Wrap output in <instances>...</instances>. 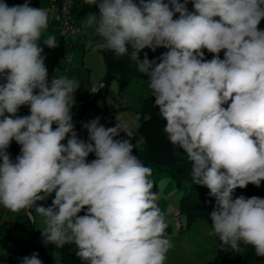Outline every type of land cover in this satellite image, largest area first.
Returning a JSON list of instances; mask_svg holds the SVG:
<instances>
[{
	"label": "clouds",
	"instance_id": "obj_1",
	"mask_svg": "<svg viewBox=\"0 0 264 264\" xmlns=\"http://www.w3.org/2000/svg\"><path fill=\"white\" fill-rule=\"evenodd\" d=\"M84 2L99 9L84 19L100 37L95 47L118 57L131 48L169 141L191 162L192 181L215 197L210 235L264 257V198H233L235 189L264 181V0ZM48 25L44 9L0 0V206L35 208L45 243L74 244L84 264H165L171 242L152 170L133 154L118 116L113 127L99 117L84 123L88 141L77 137L71 110L79 84L66 75L49 83L40 41L58 44L45 36ZM145 48L167 51L157 63L140 58ZM25 105L30 115L17 116ZM121 132L128 138L116 139ZM13 140L21 146L14 160ZM53 193L51 206L37 203ZM21 264L42 261L33 254Z\"/></svg>",
	"mask_w": 264,
	"mask_h": 264
},
{
	"label": "trees",
	"instance_id": "obj_2",
	"mask_svg": "<svg viewBox=\"0 0 264 264\" xmlns=\"http://www.w3.org/2000/svg\"><path fill=\"white\" fill-rule=\"evenodd\" d=\"M139 2V0H135ZM183 2V0H181ZM188 9L193 10L192 3L189 2L187 5ZM218 19V18H217ZM259 29L264 30V20H261L258 25ZM98 40L100 37L97 36ZM67 47L64 53L68 51V46L61 40V47ZM103 55L105 62V74L103 77V86L98 90L97 94L86 103L75 107L74 117L86 108L95 107V100L98 95L104 96L106 94V88L109 81L116 79L119 83V88L123 89L128 84L136 80H142L146 82L150 80L147 73H139L136 64L130 59L131 48L129 47V54L124 56H117L112 50L99 49ZM205 52V59L210 60L212 58L211 53ZM61 54V52H60ZM140 58H144V54L140 53ZM220 58L223 59V52L220 53ZM159 63V62H158ZM3 81L1 80L0 83ZM154 97H148L141 110L138 112L140 123L137 126V131L132 133V142L134 140H140V148L135 150L137 158L145 166L152 170V174L158 169H166L170 171L176 184L183 189V195L179 203L180 216L185 217L186 224L189 225L191 222L201 219L210 220V213L216 207L215 197L210 195V190L203 185L195 184L191 177V162L188 160L186 154L176 145H173L164 131L166 121L161 117L158 108L154 105ZM23 106L20 107L22 109ZM227 107V105H225ZM19 109V110H20ZM80 111H77V110ZM18 110V111H19ZM159 122V124H156ZM157 125V126H156ZM153 126L159 129L153 131ZM19 145L14 143L7 149L11 158L14 160L16 150ZM94 153H90L87 157V161L90 162L94 158ZM156 187L154 184L153 191L155 192ZM240 195L250 198L257 196L264 198V181L261 182L259 187L249 184L246 188H237L233 192V198ZM52 202H49L51 206ZM46 207V206H45ZM32 208L29 210L30 213ZM86 209L82 210L79 215H84ZM24 226L29 232V238L26 241L22 253L26 252L30 247L40 248L39 237L42 235V231H37L31 225L28 216L25 214ZM217 239V254L214 260L209 261L207 264H231L238 260L250 261L255 259L258 264H264V257H257L254 253V249L251 246L241 245L243 251H235L230 247L222 246L221 242ZM42 249V248H40ZM76 246L74 244H66L61 248L60 262L62 264H84L76 256ZM46 263H50V254L44 255Z\"/></svg>",
	"mask_w": 264,
	"mask_h": 264
},
{
	"label": "rangeland",
	"instance_id": "obj_3",
	"mask_svg": "<svg viewBox=\"0 0 264 264\" xmlns=\"http://www.w3.org/2000/svg\"><path fill=\"white\" fill-rule=\"evenodd\" d=\"M53 29H55V27H48L45 36L51 34L58 39L59 36L53 32ZM53 49L54 48H48L46 46L43 53L51 54ZM166 51L167 49L158 48L153 52L151 49L145 48L141 52L143 54L147 53L150 61L156 60L158 63V58ZM148 82L149 80L146 82L136 80L125 86L123 89H120L119 83L116 79L109 81L106 88V94L98 97L99 99L97 100L98 102L95 107L88 108L82 120V125L99 117L100 124L105 128L113 127L118 123V116L120 120L127 122L131 133H135L137 131V126L140 123V118L136 119L138 112L143 107L145 100L152 96L151 90L148 88ZM156 124H159V122ZM152 128L154 131L159 129L160 126H153ZM85 132H87V129H85ZM127 138V135L123 132L116 137V139ZM132 139L131 136L130 140ZM131 143L134 145L133 154L136 155L135 150L140 148V140H134L133 142L131 141ZM151 179L154 181L156 187L155 193L158 196L157 204L163 211L168 223L165 235L170 240L171 247L167 252L165 264H207L209 261L214 260L217 254V239L216 236L210 235L211 221L198 219L187 225L185 217L180 216V229L177 226V221L175 220L173 213L179 209L183 189L176 184L170 171L166 169L156 170L152 174ZM25 214L28 216L31 225L37 227V229L35 227V230L42 231L44 224L42 223L40 216L31 213V218L26 211ZM33 218L36 220V225L33 223ZM2 243L3 242H0V247L2 246ZM5 246L8 247L7 240H5ZM39 246L42 249L38 247H30L25 252L24 257L37 254L38 258L42 261V264H48L44 260V255L49 253L51 264H62L60 262L61 249L56 248L54 245L46 244L43 235L39 237ZM231 264H258V262L255 259L250 261L238 260Z\"/></svg>",
	"mask_w": 264,
	"mask_h": 264
},
{
	"label": "crops",
	"instance_id": "obj_4",
	"mask_svg": "<svg viewBox=\"0 0 264 264\" xmlns=\"http://www.w3.org/2000/svg\"><path fill=\"white\" fill-rule=\"evenodd\" d=\"M2 2L7 3L9 6L17 5L12 0H2ZM29 5L34 8L44 9L50 18L51 11L49 10V0H31ZM69 12L73 24L81 29V35L75 38L74 47L72 49L68 48L67 51L71 56V62L68 63L65 60L64 52L67 50V47H65L64 44L61 47L62 39L56 30L55 23H49L48 27H55L53 32L59 36L58 39H56L58 45L53 49L51 54L42 53V55L45 56V65L48 70L49 83L56 75H66L79 84V87L74 93V106L72 107L71 115L74 128L77 129L81 140L87 142L88 132H85V129L83 128L82 120L88 108L83 109L78 116L76 115V117H74V111L76 106L83 105L97 94L94 95V90L97 89L99 84L103 81L105 74L103 55L101 51L95 47L97 41H99L97 35L91 28L85 27L84 24L86 15L89 12L99 15V9L96 5L89 7L84 0H72ZM40 43L41 47L45 49L46 45H43V37ZM100 96L101 95H98V97ZM98 97L95 100V105H97ZM80 110L78 109L77 111ZM26 115H30V109L29 106L25 105L18 111L17 116ZM53 128H55V125H53ZM62 143L66 144L67 141ZM53 198L54 193L43 201L49 203L52 202ZM40 202L41 201H38L37 203L41 204ZM24 210L14 213L0 206V242L4 243H2V246L0 247V264H20L25 256V252L20 254L29 238V232L24 226ZM31 212L33 215L37 214L35 208H32ZM32 214L30 213L31 218ZM33 223L36 225L35 218H33ZM177 226L181 229V222H179ZM35 227L33 228L35 229ZM5 240H7L8 247L5 246Z\"/></svg>",
	"mask_w": 264,
	"mask_h": 264
},
{
	"label": "built area",
	"instance_id": "obj_5",
	"mask_svg": "<svg viewBox=\"0 0 264 264\" xmlns=\"http://www.w3.org/2000/svg\"><path fill=\"white\" fill-rule=\"evenodd\" d=\"M12 1H14L17 5H23L26 2L30 4L31 2V0H12ZM71 4H72V0H49V10L51 11L49 23H55L56 30L59 36L61 37L63 41L67 43L69 49H72L74 47L75 38L81 35L80 27L75 26L70 17L69 9H70ZM64 57L68 63L71 62V56L69 52H66L64 54ZM102 86H103V82H101L99 86L97 87V89H95L96 91H94V95L97 93L99 88H101ZM74 131L76 132L77 137L81 139L76 128H74ZM67 138L68 137H66V139L62 142H66ZM14 143L16 142L13 140L10 145ZM20 149H21V146L19 145L18 149L16 150L14 159L17 155L20 154ZM40 203L46 207L50 206V204L46 201H41ZM29 210L30 209H25L26 213L30 215ZM173 215L178 225L180 222L179 210H176L173 213Z\"/></svg>",
	"mask_w": 264,
	"mask_h": 264
}]
</instances>
